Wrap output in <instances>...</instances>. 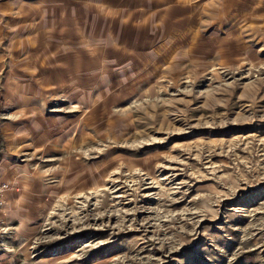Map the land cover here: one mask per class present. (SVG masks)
Here are the masks:
<instances>
[{
  "label": "rangeland",
  "instance_id": "rangeland-1",
  "mask_svg": "<svg viewBox=\"0 0 264 264\" xmlns=\"http://www.w3.org/2000/svg\"><path fill=\"white\" fill-rule=\"evenodd\" d=\"M0 56L56 185L8 264H264V0H0Z\"/></svg>",
  "mask_w": 264,
  "mask_h": 264
},
{
  "label": "crops",
  "instance_id": "crops-1",
  "mask_svg": "<svg viewBox=\"0 0 264 264\" xmlns=\"http://www.w3.org/2000/svg\"><path fill=\"white\" fill-rule=\"evenodd\" d=\"M20 44L22 46L16 38V61ZM11 47L13 49V44ZM11 56L13 59V50ZM20 71L18 68L15 74L13 69L6 71L12 83L0 87V95L5 98V103L0 101V109L11 107L16 112L11 111L10 116L0 114V184L10 185L0 208V264L9 262L3 249L5 241L15 249L17 240L21 243L31 237L39 226L42 212L54 201L56 191V185L49 179V161L44 164L46 162L40 159L41 148H46V143L40 142V121L33 115L34 111L24 110L34 108L35 103L25 99ZM47 136L46 132L42 133L43 139L47 140ZM3 228L11 230L10 237L2 236Z\"/></svg>",
  "mask_w": 264,
  "mask_h": 264
},
{
  "label": "built area",
  "instance_id": "built-area-1",
  "mask_svg": "<svg viewBox=\"0 0 264 264\" xmlns=\"http://www.w3.org/2000/svg\"><path fill=\"white\" fill-rule=\"evenodd\" d=\"M10 189V185L7 183L0 184V208L3 207L5 201H4V195L5 193Z\"/></svg>",
  "mask_w": 264,
  "mask_h": 264
}]
</instances>
